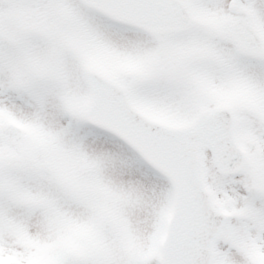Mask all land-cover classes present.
Here are the masks:
<instances>
[{"label": "snow or ice", "instance_id": "snow-or-ice-1", "mask_svg": "<svg viewBox=\"0 0 264 264\" xmlns=\"http://www.w3.org/2000/svg\"><path fill=\"white\" fill-rule=\"evenodd\" d=\"M0 264H264V0H0Z\"/></svg>", "mask_w": 264, "mask_h": 264}]
</instances>
